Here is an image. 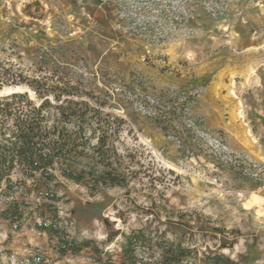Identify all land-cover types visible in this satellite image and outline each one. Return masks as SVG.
<instances>
[{
  "label": "rangeland",
  "instance_id": "1",
  "mask_svg": "<svg viewBox=\"0 0 264 264\" xmlns=\"http://www.w3.org/2000/svg\"><path fill=\"white\" fill-rule=\"evenodd\" d=\"M34 79L73 87L69 99L94 109L85 132L114 145L104 153L125 185L60 178L56 204L102 264L120 263L122 233L149 225L172 239L186 229L175 221L190 225L198 258L264 264V0H0V96L19 87L38 103ZM56 246L0 220L2 264L34 251L96 264L91 248L59 257Z\"/></svg>",
  "mask_w": 264,
  "mask_h": 264
},
{
  "label": "trees",
  "instance_id": "2",
  "mask_svg": "<svg viewBox=\"0 0 264 264\" xmlns=\"http://www.w3.org/2000/svg\"><path fill=\"white\" fill-rule=\"evenodd\" d=\"M47 85L35 79L28 83L38 103L25 92L0 96V200H4L0 220L11 230L28 227L55 238L59 257L91 248L97 256L96 264H102L101 255L106 252L93 246L91 239L70 236L66 223L58 215L56 204L63 197L60 178L75 183L89 179L88 186L95 190L101 185L124 186V174L117 171L113 159L104 153L105 148L114 149L107 136L88 135L84 130L92 118L86 116V111L94 109L86 102L69 99L75 94L73 87L66 90ZM50 93L54 94L55 103L47 98ZM83 158L89 161L82 163ZM69 162L83 166L74 170L67 165ZM30 197L39 201L30 204L27 200ZM173 224L186 229L182 233L175 232L172 239L164 232L154 236L149 225L122 233L119 264H197L198 261L239 264L224 253H203V257L198 258L193 254L196 247L187 236L192 232L190 225L179 221ZM119 233L115 231L113 235ZM107 259L104 263L113 264ZM44 260L42 253L34 251L23 263L45 264Z\"/></svg>",
  "mask_w": 264,
  "mask_h": 264
},
{
  "label": "bare ground",
  "instance_id": "3",
  "mask_svg": "<svg viewBox=\"0 0 264 264\" xmlns=\"http://www.w3.org/2000/svg\"><path fill=\"white\" fill-rule=\"evenodd\" d=\"M20 90H21V88H19V87H15V88H13L12 90H8V91H6V92H8V93H13V92H15V91L18 92V91H20ZM11 91H12V92H11ZM23 91H24V90H23ZM29 93H30L31 95H33L31 90H29ZM253 199H258V197L253 195ZM258 201H259V199H258Z\"/></svg>",
  "mask_w": 264,
  "mask_h": 264
},
{
  "label": "water",
  "instance_id": "4",
  "mask_svg": "<svg viewBox=\"0 0 264 264\" xmlns=\"http://www.w3.org/2000/svg\"><path fill=\"white\" fill-rule=\"evenodd\" d=\"M16 92V91H15Z\"/></svg>",
  "mask_w": 264,
  "mask_h": 264
}]
</instances>
